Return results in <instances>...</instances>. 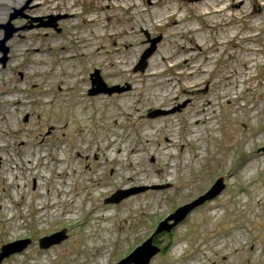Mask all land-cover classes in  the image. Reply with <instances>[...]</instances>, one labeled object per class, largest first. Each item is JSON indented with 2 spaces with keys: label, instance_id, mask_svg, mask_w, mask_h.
Listing matches in <instances>:
<instances>
[{
  "label": "rangeland",
  "instance_id": "374dc122",
  "mask_svg": "<svg viewBox=\"0 0 264 264\" xmlns=\"http://www.w3.org/2000/svg\"><path fill=\"white\" fill-rule=\"evenodd\" d=\"M103 1L0 0V40L13 9L37 6L23 13L66 16L56 22L60 32L23 28L25 20H13L18 31L6 43V64L0 62V132H22L0 137V249L31 240L0 264H119L167 216L208 193L220 178L225 188L217 197L191 211L167 236H156L167 249L149 264H264V162L259 160L264 159V0H222L230 10L217 27L202 14L212 0ZM130 3L139 5L137 15L126 20L132 12L123 6ZM72 4L79 20L66 10ZM107 4L121 5L117 17L127 23L120 21L115 29L133 32L129 53L125 35L114 41L94 37L99 27L109 32ZM156 10L167 14L154 19ZM88 18L94 20L90 26L83 24ZM81 28L89 32L86 39ZM187 29L192 30L184 34ZM190 36H203L208 51L198 55L197 49L183 48ZM157 37L145 69L135 70ZM217 39L222 46H215ZM87 45L92 54L102 53L101 61L82 55ZM69 52L78 70L74 75L60 61ZM155 53L167 54L170 62ZM191 54L196 56L190 64L181 62ZM38 55L41 67L35 64ZM155 60L159 74L151 77ZM189 65L196 76L206 70L201 92L183 90L191 79ZM95 70L106 86L125 91L90 95ZM207 103L210 120L203 114L205 124L197 132L189 120ZM156 111L167 113L151 117ZM166 137L173 138V147L166 148ZM133 148L137 153L130 152ZM133 173L153 183L127 184ZM143 188L119 203H106L119 191ZM61 231L67 237L60 244L39 246L42 238Z\"/></svg>",
  "mask_w": 264,
  "mask_h": 264
},
{
  "label": "bare ground",
  "instance_id": "6f19581e",
  "mask_svg": "<svg viewBox=\"0 0 264 264\" xmlns=\"http://www.w3.org/2000/svg\"><path fill=\"white\" fill-rule=\"evenodd\" d=\"M80 1H84L85 3H90V0H80ZM128 1H130V0H128ZM161 2H163V0H160ZM218 1V5H212V4H210V3H214V0H212V1H210L209 3H208V5L209 6H214L213 8H208V5L206 6H204V10H203V16H204V20H205V22L209 25V26H211V27H217V24H218V20H219V18H220V16H222V15H224V12L226 11V10H228L229 8L228 7H224L225 6V4L223 3V1L222 0H217ZM101 2L103 3L104 1L103 0H101ZM124 2V1H123ZM124 5H126L125 4V2H124ZM106 6H108V14L106 15V17H107V19H108V21L110 22L109 23V25H110V27H109V32L106 34V33H101L100 32V27H99V29H95L94 31H93V33H94V37L96 38V39H101V38H105V37H107L108 39H111V40H113L114 41V38H118L119 40L122 38V36L123 35H125V37H126V40L128 41V42H126L127 44H126V48H127V53H129V51H130V48L132 47V46H130V40H132L133 39V32H127L125 29H121V30H116L115 29V26L118 24V22H123L124 24L125 23H127L126 22V20H131L132 18H134V16L136 17V10H137V8H138V4H135V3H130L129 4V6H123V8H124V10H126V11H129V12H132L131 14L132 15H130V16H128L127 18H126V20H124L125 18H123V17H117V10L119 9V7L118 6H121V5H117L116 6V9H113L112 7H111V5L110 4H107ZM151 6H155V4H152ZM69 10L70 12H71V15L75 18V19H77V20H79V16H80V14H79V12L78 11H76V9H75V6H74V4H72V5H70V6H67L66 7V10ZM116 10V11H115ZM230 10V9H229ZM167 11V10H166ZM165 10H163V11H159V10H156V11H152V17L154 18V19H159V18H161L162 16H164V15H166L167 14V12H166ZM175 14H172L171 15V17H173ZM233 15V14H232ZM77 20H75V21H77ZM180 21V20H179ZM179 21H177V22H179ZM93 22H94V20L93 19H91V18H88V19H86V20H84L83 21V24L84 25H86L87 26V24L90 26V24H93ZM177 22L175 23V24H177ZM163 21H161V20H159V25L160 26H163ZM95 28V27H94ZM74 29H80L79 27H78V25L77 24H74ZM82 29V28H81ZM174 30H176V28L175 29H171V32L173 33V31ZM190 30H192V29H187V31H185V33L184 34H188V33H190ZM89 32L87 31V29H82V30H80V36H81V38H83V39H86L87 37H88V34ZM207 37H209V36H207ZM218 40V39H217ZM220 42V43H219ZM221 44V46L223 45V42H222V40H218V43H217V45H216V43H215V46L217 47V46H219ZM183 48H188L189 50H191V51H195V49H197L198 50V55H202L203 54V51H208V49L210 48V47H207V46H205V42H204V39H203V36H199V37H192V36H190V39H189V41L187 42V44H185V45H181ZM82 55H85V56H89V57H91L93 60H94V62H96V61H101V59L103 58L102 57V53H97V54H92V51L89 49V47H88V45L87 46H83V49H82ZM38 53H40L39 51H38ZM70 54V52L69 53H66V55L64 56V57H62L61 59H60V61H61V63H62V69L63 70H65V71H67V73L68 74H75V73H77L78 72V70H77V67H76V65L74 64L75 62V60H74V57L73 56H71V55H69ZM158 53H155V55H154V57L157 55ZM161 54V53H160ZM159 55V54H158ZM157 55V56H158ZM194 56H196L195 54L193 55V54H191V55H188V56H185V59L183 60V61H181L182 63H184V64H186V65H188V64H190L189 62H190V60L194 57ZM230 56L232 57L233 56V54L232 53H230ZM153 57V58H154ZM159 57V59H160V61H162V62H170V60H171V57L170 56H168L167 54H161L160 56H158ZM207 61H209V59H207ZM241 61H245V63H247L248 62V59L246 60V59H243V60H241ZM35 64L38 66V67H41L42 66V57H40L39 55L36 57V59H35ZM119 64V63H118ZM208 64H211V62L210 63H208ZM177 64L175 63V64H173L172 65V67L173 66H176ZM190 66V65H189ZM158 68H159V64H158V62H157V60H155V61H153V63H151V66H150V68H149V72H150V75L149 76H151V77H155L157 74H159V71H158ZM110 70H113V68H110ZM108 68L107 69H105V71H110ZM122 71V70H125V68H120L119 69V71ZM113 71H116V70H113ZM118 71V70H117ZM188 72H187V74H188V76L189 77H191V79L186 83V84H184L183 86H184V88H183V90L184 91H188V92H193V91H198V92H201V87L200 86H202L203 85V83H205V82H203V81H201V77H202V75H204L205 73H206V70L205 69H203V71H201V73H200V75H198V76H196V73H197V69H196V67H191L190 66V68H188V70H187ZM37 72L41 75L42 74V68H39L38 70H37ZM211 72L212 73H214V70H211ZM54 75H56V73H54ZM203 78H204V76H203ZM230 78V77H229ZM213 85V84H212ZM62 93V92H61ZM19 101L17 100V102L16 103H18ZM209 104L210 103H207V105H206V107H204V108H198L197 110V112L196 113H194L193 114V116L190 118V120H189V126H190V128L192 127V128H196L197 130V132H199V131H201V129H202V127H203V125L205 124V122L203 121V114H205L206 113V115H207V118H208V120H210V118H209V116L211 115V113H210V110H211V107L209 106ZM156 105H158V106H160V104H156ZM202 106H204V105H201V107ZM109 114V113H108ZM10 120H9V118H8V120L6 121V122H8V123H10L9 122ZM4 123V122H3ZM202 123V124H201ZM152 126L153 127H155L156 126V124L154 123V124H152ZM18 134L19 136H21L22 135V132L21 131H9V132H0V137H3V136H8V134ZM142 137L143 138H146V139H148V140H146V141H149L150 140V136H149V132H145L143 135H142ZM215 137H216V135H215ZM166 140H167V142L169 143L167 146H166V148L168 149V148H171V147H173L174 146V144H173V138L172 137H166ZM187 144H188V146H191V140H188V142H187ZM130 152L132 153V154H135V153H137V151H136V149H130ZM137 158L136 157H133V160L135 161ZM259 160L260 161H262V162H264V159H263V156L262 155H260V157H259ZM61 163H62V161H61ZM72 166H73V164H72ZM129 166L130 167H134V164L133 163H131V164H129ZM63 172H61V174H62ZM150 174V173H149ZM149 174H147V175H149ZM127 180H128V182H127V184H132V185H134V184H150V183H153V180H151V178L149 177V176H146L145 178H143V179H139V178H137V177H135V174L133 173L130 177H128L127 178ZM134 200H136V198H131L130 199V201L129 202H133ZM2 205H0V210L2 209V207H1ZM236 239L233 241L234 243H237L238 242V237H235ZM221 250L223 249V247L222 248H220Z\"/></svg>",
  "mask_w": 264,
  "mask_h": 264
},
{
  "label": "water",
  "instance_id": "95a60500",
  "mask_svg": "<svg viewBox=\"0 0 264 264\" xmlns=\"http://www.w3.org/2000/svg\"><path fill=\"white\" fill-rule=\"evenodd\" d=\"M23 9L14 10L12 14H10L9 20L5 26H2L4 31V37L0 40V53L2 57L0 58V62L4 65L7 61V54L9 52L6 43L12 38V36L18 31L17 28H14L11 24L12 20L15 19ZM58 19V17L52 18L51 22L44 24V26L48 27H55L52 23ZM41 27V26H38ZM161 37L154 38L150 40L151 46L146 52L143 53L139 64L137 65L135 70L143 71L147 65L148 58L152 55V53L156 49V45L160 42ZM93 78L92 80V87L94 89L90 90L91 95H97L100 93L112 95L114 93H121L125 91V88H121L119 86H106L100 76L99 72L96 70L94 74L91 75ZM181 105V107H183ZM167 112L163 111H156L150 114L151 117L159 116L166 114ZM0 167H1V159H0ZM225 188L223 183V179L220 178L211 190L206 193L205 195L199 197L197 200L193 201L190 204H187L183 207L178 208L173 214L167 216L157 227L155 234L162 233V232H171L174 227H176L179 223H181L186 216L193 211L195 208L203 205L205 202L212 200L213 198L217 197ZM146 188L142 190H131V191H119L111 198L106 200V203H119L120 201L126 199L128 196L137 193V191H144ZM66 231H61L54 233L50 236L44 237L39 241V246L43 249L49 248L53 245L60 244L62 241L66 239ZM31 243L30 239L19 240L7 245H4L0 249V263L7 257L12 254L20 253L24 249H26ZM160 252V249L157 246L153 245V236L146 240L140 247H138L134 252H132L128 257L122 260L119 264H149L151 259L156 256Z\"/></svg>",
  "mask_w": 264,
  "mask_h": 264
},
{
  "label": "flooded vegetation",
  "instance_id": "af4514ba",
  "mask_svg": "<svg viewBox=\"0 0 264 264\" xmlns=\"http://www.w3.org/2000/svg\"><path fill=\"white\" fill-rule=\"evenodd\" d=\"M36 7L37 6H33L31 9H29L28 8V6H25V8H21V9H23V11H25L26 9H28L29 11H32V10H34V9H36ZM14 10H17V9H13L12 11H14ZM23 11L15 18V19H18V18H22L23 20H25L26 22H27V25H25V27H23V28H27V29H33V28H42V27H48V26H44V24H46V23H48V22H51V19L52 18H55L54 16H36V15H33V16H31L32 14H28V13H23ZM12 13H14V12H11L10 14H12ZM10 17V16H9ZM58 17V19H56L53 23H52V25H54L55 27H51V28H53L55 31H57V32H60V30H58V28H57V24H56V22L58 21V20H61V19H63V18H65L66 16H61V15H58L57 16ZM15 19H13V20H15ZM12 20V21H13ZM38 26H41V27H38ZM14 36V35H13ZM12 36V37H13ZM9 49V51H10V48H8ZM7 58H8V54H7ZM8 60V59H7ZM7 62V61H6ZM6 62H5V64H6ZM4 64V65H5ZM96 71V70H95ZM98 71V70H97ZM99 72V71H98ZM95 73V72H94ZM93 73V74H94ZM92 75V74H91ZM91 75H90V80H91V85H92V80H93V78L91 77ZM99 76H100V74H99ZM101 78V77H100ZM110 87H112V86H110ZM91 89H94V87H92ZM90 89V90H91ZM90 90H89V94H90ZM91 95V94H90ZM186 104V103H185ZM185 104H184V106H185ZM1 168V167H0ZM156 232V231H155ZM169 233H171V232H169ZM169 233H167V232H162V233H158V234H153V245L154 246H157L159 249H160V253L158 254V255H161V254H163L165 251H166V247L165 246H163L162 244H160L159 243V241H158V239H156L157 237L156 236H162V237H165V236H167ZM155 257V256H154Z\"/></svg>",
  "mask_w": 264,
  "mask_h": 264
}]
</instances>
